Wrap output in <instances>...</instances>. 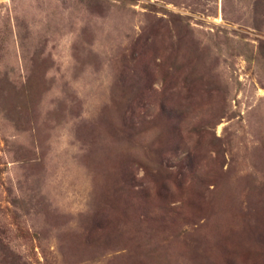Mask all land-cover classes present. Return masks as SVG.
I'll use <instances>...</instances> for the list:
<instances>
[{
    "label": "rangeland",
    "instance_id": "374dc122",
    "mask_svg": "<svg viewBox=\"0 0 264 264\" xmlns=\"http://www.w3.org/2000/svg\"><path fill=\"white\" fill-rule=\"evenodd\" d=\"M0 264H264V0H0Z\"/></svg>",
    "mask_w": 264,
    "mask_h": 264
}]
</instances>
